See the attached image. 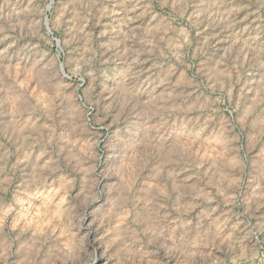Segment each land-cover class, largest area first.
Listing matches in <instances>:
<instances>
[{
    "label": "clouds",
    "instance_id": "clouds-1",
    "mask_svg": "<svg viewBox=\"0 0 264 264\" xmlns=\"http://www.w3.org/2000/svg\"><path fill=\"white\" fill-rule=\"evenodd\" d=\"M0 264H264V0H0Z\"/></svg>",
    "mask_w": 264,
    "mask_h": 264
}]
</instances>
